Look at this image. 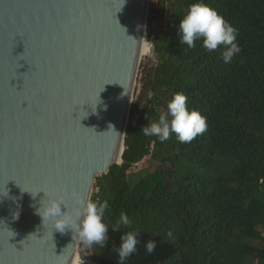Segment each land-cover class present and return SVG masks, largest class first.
Here are the masks:
<instances>
[{
    "label": "trees",
    "instance_id": "obj_1",
    "mask_svg": "<svg viewBox=\"0 0 264 264\" xmlns=\"http://www.w3.org/2000/svg\"><path fill=\"white\" fill-rule=\"evenodd\" d=\"M197 2L157 0L151 9L162 25L148 31L158 58L147 81L151 97L131 107L122 164L95 181L90 200L109 203V239L103 248L81 241L83 260L117 264L113 247L138 231L127 264H264V0H203L236 30L241 51L230 63L222 47L208 53L202 40L194 48L181 43L185 9ZM177 93L206 118L207 130L191 143L140 133L145 117L158 121ZM147 157L155 171L133 173ZM122 211L130 226L117 224ZM149 240L157 245L152 254Z\"/></svg>",
    "mask_w": 264,
    "mask_h": 264
},
{
    "label": "water",
    "instance_id": "obj_2",
    "mask_svg": "<svg viewBox=\"0 0 264 264\" xmlns=\"http://www.w3.org/2000/svg\"><path fill=\"white\" fill-rule=\"evenodd\" d=\"M149 2L0 0V264L79 255L36 210L122 164Z\"/></svg>",
    "mask_w": 264,
    "mask_h": 264
},
{
    "label": "clouds",
    "instance_id": "obj_3",
    "mask_svg": "<svg viewBox=\"0 0 264 264\" xmlns=\"http://www.w3.org/2000/svg\"><path fill=\"white\" fill-rule=\"evenodd\" d=\"M125 3L126 0H122L121 10ZM179 28L182 34L181 43L186 44L188 48H194L196 42L200 40L203 41V49L208 53L222 47L221 58L225 63H230L241 51L236 42V30L203 0L190 4L185 9ZM108 84L119 83L104 84L102 91ZM102 91L99 92V97ZM186 101L187 97L184 94H175L167 104L166 113L160 115L158 121L150 120L149 116L145 117L150 122L140 129V133L147 137L155 136L161 143L167 141L172 134H175L176 140L180 143H191L207 130V124L206 118L200 112L190 110ZM36 194H32L33 198ZM45 197L41 201V207L36 210V214L42 218L44 227L48 223L54 231L60 233L70 229L74 233L73 238L81 240L86 247L99 245L103 248L107 245L109 229L104 222L106 210L109 209L107 200L97 204L91 200H85L75 190L65 195L52 197L45 194ZM62 208L67 211H62ZM117 224L130 226L129 216L122 211ZM167 235L171 238L172 233L169 232ZM31 236L33 235L29 237ZM139 236L138 231H129L121 235L120 245L113 247V251L118 256L117 264H127L130 257L138 252L137 245L141 242ZM156 246L155 241L149 240L144 245L145 251L152 254Z\"/></svg>",
    "mask_w": 264,
    "mask_h": 264
},
{
    "label": "rangeland",
    "instance_id": "obj_4",
    "mask_svg": "<svg viewBox=\"0 0 264 264\" xmlns=\"http://www.w3.org/2000/svg\"><path fill=\"white\" fill-rule=\"evenodd\" d=\"M153 7H157V0H150L149 2V14H148V20L151 18L152 19V23L151 25H147V39H148V43L151 45V42L149 41V37H148V31L153 30H159L161 28V22L158 20H153V16L151 15V9ZM147 20V22H148ZM149 45V46H150ZM155 56L153 52H149L148 55H144L141 58V62L139 65V69H138V74H137V80L135 83V88H134V93H133V99H132V105L133 104L139 102L140 105H144L146 104L148 98L151 97V95L148 93V86H147V81L149 80L151 71H152V67L155 65L154 62ZM149 66L150 69L148 71H146L145 67ZM158 164L152 160H150L149 157L145 158L142 162H140L139 164H137L133 169L132 172L133 173H138L140 171L143 170H148L150 173L154 172L155 169L157 168ZM264 231V230H263ZM80 256V254H79ZM81 258V256H80ZM82 259V258H81ZM83 260V259H82ZM86 260L92 261L90 258V255L87 256Z\"/></svg>",
    "mask_w": 264,
    "mask_h": 264
},
{
    "label": "bare ground",
    "instance_id": "obj_5",
    "mask_svg": "<svg viewBox=\"0 0 264 264\" xmlns=\"http://www.w3.org/2000/svg\"><path fill=\"white\" fill-rule=\"evenodd\" d=\"M149 52H151V47L149 46V44L144 43L141 57H143L144 55H148ZM87 263H90V261L85 259L82 260L79 255H77L73 260V264H87Z\"/></svg>",
    "mask_w": 264,
    "mask_h": 264
}]
</instances>
